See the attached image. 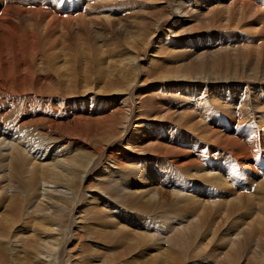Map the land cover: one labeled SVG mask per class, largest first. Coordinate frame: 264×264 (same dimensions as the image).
<instances>
[{
  "label": "bare ground",
  "instance_id": "6f19581e",
  "mask_svg": "<svg viewBox=\"0 0 264 264\" xmlns=\"http://www.w3.org/2000/svg\"><path fill=\"white\" fill-rule=\"evenodd\" d=\"M74 1L0 0L1 258L9 264H264V32L254 50L255 40L236 33L228 45L227 34L238 27L256 34L252 12L263 10L264 0L210 6L209 0H150L155 5L142 10L128 0H86L84 9ZM231 3L252 11L235 10L231 18ZM119 7L133 14L119 17ZM80 14L93 16L80 25L87 38L66 53ZM58 34L64 60L53 72L42 64ZM203 36L218 43L189 48L188 38ZM97 37L91 59L86 45ZM104 43L119 51L105 46L114 53H107L110 61L99 59ZM114 61L117 77L101 79ZM77 63H94L96 75L79 78ZM55 73L70 80L58 82ZM7 94L12 109L5 108ZM151 94L159 95L148 97L152 106L144 109ZM206 104L220 110L212 124L194 112ZM234 127L242 130L238 137ZM171 128L170 135L192 146L165 145L173 143L163 134ZM227 158L251 182L234 177ZM169 166L180 177L170 190L160 183ZM86 239L91 253L83 257L77 249Z\"/></svg>",
  "mask_w": 264,
  "mask_h": 264
},
{
  "label": "rangeland",
  "instance_id": "374dc122",
  "mask_svg": "<svg viewBox=\"0 0 264 264\" xmlns=\"http://www.w3.org/2000/svg\"><path fill=\"white\" fill-rule=\"evenodd\" d=\"M71 1H74V0H71ZM77 1V3H79V2H81L82 3V6H83V9H84V7L86 6L85 4L87 3V1L86 0H76ZM128 1H131L132 3H134V4H136V5H140L139 7V9L140 10H142L143 8L145 9L146 7H148V6H152V5H155L154 4V2H152V1H150V0H137V1H141V2H139V3H142V4H139L136 0H128ZM143 1V2H142ZM221 1V2H220ZM216 0V1H214V0H209V6L210 5H214L215 4V2H217L218 4H221V3H228V2H230V0ZM75 2V1H74ZM136 2V3H135ZM143 3H145L144 5H143ZM85 5V6H84ZM136 5H135V7H136ZM146 5V6H145ZM248 5V4H247ZM164 6V4H162V7ZM100 7V6H99ZM234 7V4H232L231 3V5H230V10H229V14L231 15V18H233L234 16H235V13H236V11H240V13H241V11L242 10H245L246 8L250 11L251 9L250 8H248L246 5H239L238 7H237V9H235V8H233ZM120 8V7H119ZM118 8V15H119V17H120V15H122L123 17H126L127 15H130V14H133L132 12L130 13V12H128V11H125L124 9H125V7L123 8H120L119 9ZM153 8H155V6H153ZM240 8V9H239ZM244 8V9H243ZM137 9V8H136ZM155 9H157V8H155ZM221 9V7L219 8V10ZM246 9V10H247ZM122 10V11H121ZM138 10V9H137ZM236 10V11H235ZM245 10V11H246ZM254 10H256V11H254ZM259 10H261V8H258V10L256 9V8H254L253 9V12H252V17H251V21L253 22V23H255V24H258V26H257V33L256 34H250V32H247V31H245L243 28H241V27H238L239 28V30L237 29H235L234 28V26L235 27H237L236 25L237 24H235V23H237V21H238V19L239 18H235L234 19V21H232L231 22V24L232 25H234L233 26V28L235 29V30H233V32H230V34L227 32V34L228 35H231L232 34V40H230L229 42H228V45L229 44H233L235 41H233V39H235L234 37L236 36V33H237V35H239L241 38L243 37V38H245L246 40H251V42L253 41V40H255L254 41V43L251 45V48L250 49H252L253 48V50H254V47L253 46H255L256 44H258V43H260V42H258L257 41V43L255 44V42H256V38L258 37V36H260L261 34H262V32H264V21H262L263 20V18H264V7H263V10H261V12L259 11ZM97 11H98V9H97ZM252 11V10H251ZM258 11H259V13L260 14H257L258 13ZM126 12V13H125ZM84 13V12H83ZM108 13H116V12H114L112 9L108 12ZM232 13H234L233 15H232ZM81 15V17H82V19L80 18V19H77V20H75L74 21V23L72 24L73 26H74V28H75V34L74 33H70V38H68L67 40H68V44L70 45L69 46V48L71 49L70 51H68L67 49H66V47L63 45V37L62 36H60L59 34L58 35H54V37L52 38V41L54 42V43H51V45L48 47V50H49V52L47 53V54H45V57H43V59L45 60H43L44 62H43V64H42V66L44 67V68H46V70H50V71H53V72H56L57 71V66L59 65V64H55V62H57V61H60V60H62L61 62L63 63V60H64V54H63V51L64 52H66V53H70V52H72L73 51V49L74 48H77V44H80V42H79V40H81L82 42H84V40L87 38V34L84 32V30L82 29V26H80L81 24H83V26H86L87 24L88 25H90V21H92V15L90 16V15H88V17H86V18H84V16L82 15V14H80ZM259 15V16H258ZM159 16V17H158ZM163 16H166V13L164 14V15H159V14H157L156 16H154V17H152V24L154 25V23H155V21L158 19V18H160V17H163ZM257 16V17H256ZM261 16V17H260ZM118 17V16H117ZM92 18V19H91ZM256 18H258V19H256ZM154 19V20H153ZM156 19V20H155ZM261 20V21H260ZM78 22H80L79 24H78ZM260 22L262 23V25L260 24ZM261 26V27H260ZM263 27V28H262ZM240 31V32H239ZM262 31V32H261ZM53 33H55V31L53 32ZM77 33L80 35L79 36V38H78V36H77ZM208 33H211V32H208ZM233 33H234V35H233ZM171 37V36H170ZM169 37V38H170ZM264 37V36H263ZM121 38H123V37H121ZM118 39L117 41H116V43L118 42V43H120L121 45H122V43L124 42V38L123 39ZM168 38V39H169ZM207 38V36L205 37V36H203V37H198V41L197 40H191L190 38H188L189 39V41H190V43L193 45H188L189 46V48L190 49H194V50H202V49H204V47H205V49L204 50H206L207 49V46L209 47L211 44H216V42L218 41L217 39L215 40V41H210L208 38ZM165 39H166V37H165ZM197 39V38H196ZM205 39H206V41H205ZM42 40H45V41H47L48 40V36L47 37H44ZM212 40V39H211ZM61 41V42H60ZM100 41V39L97 37V39H96V41L94 40V39H92V41L88 44V45H86L90 50H93V51H91L92 53V55L93 56H91V59H92V57H94V54H95V50L93 49V48H90V47H92L93 45H95V44H97L98 42ZM195 42H197V44L195 45V44H193V43H195ZM206 42H209V44L207 43L206 44ZM115 43V44H116ZM117 43V44H118ZM201 45H200V44ZM218 43V42H217ZM54 44V45H53ZM60 44V45H59ZM104 44H106V45H104ZM103 45H102V50H103V48H104V51H102V50H100L99 49V51L100 52H103V55L101 54V53H99V54H97V55H95V57H97L98 55H102V58H100L99 57V59H106L107 61L109 60V59H111V57H112V55L115 53H117V52H119V51H116L115 50V52H114V49H113V45L111 44V43H104ZM110 44V45H109ZM116 44V45H117ZM120 44H118L120 47H121V45ZM255 44V45H254ZM61 45H63V48H65V49H63V51H62V48H61ZM109 45V46H108ZM115 45V46H116ZM187 45V44H186ZM205 45V46H204ZM108 48V49H110V47H111V49H113V52L114 53H112V51H111V53L108 51V49L106 48V47ZM119 46H116V47H114L115 49H118V48H120ZM198 46V47H197ZM118 47V48H117ZM201 47V48H200ZM232 47H233V45H232ZM55 48V49H54ZM110 49V50H111ZM68 52H67V51ZM105 50H107V52L105 51ZM119 50V49H118ZM53 51H56L55 52V54L53 55H50V53L51 52H53ZM95 51V52H94ZM106 52V53H105ZM107 53H110L111 54V57H110V54L108 55ZM71 54V53H70ZM106 54V55H105ZM100 55V56H101ZM61 56V57H60ZM105 56V57H104ZM107 56H109V57H107ZM87 57V56H86ZM86 57H85V59H86ZM104 57V58H103ZM178 57V56H177ZM91 60L90 59V57H87V60ZM88 60V61H89ZM110 61V60H109ZM46 63V64H45ZM62 63H61V65H62ZM113 63V64H112ZM111 64H110V66L108 65V69H107V71L105 70L104 71V77L105 76H107V77H109L108 79H107V77H105V78H101V79H103V80H106V81H111L112 79H115L116 77H117V75H118V73H119V66H118V63L117 62H112ZM116 63V64H115ZM45 64V65H44ZM82 64H84V63H82ZM116 66H115V65ZM81 65V63L80 64H76V69L78 70V69H80V70H82L83 71V69H85L83 72H82V74H81V72L78 70L77 71V73H78V77L79 76H82L81 77V79L82 78H84L85 77V75L87 74V72H88V76H91L92 74L93 75H96V72H97V69H96V67L94 66V63H92L91 65H89V66H82ZM94 66V67H93ZM112 66H114L113 68H111ZM85 67V68H84ZM86 67H88V68H86ZM92 67H93V70L95 71H93L92 70ZM116 68H117V70H116ZM87 69V70H86ZM109 69H111V70H109ZM111 71L112 72V74H111V72H109V71ZM115 70V71H114ZM91 72V73H90ZM107 72V73H106ZM84 73V74H83ZM108 73H110V74H108ZM117 75H116V74ZM56 74V73H55ZM79 74H81V75H79ZM84 76V77H83ZM87 76V75H86ZM112 76V77H111ZM115 78H114V77ZM56 80L59 82V80H61V81H63V80H65V78L63 77V76H57V74H56ZM63 78V79H62ZM69 78V79H68ZM80 78V77H79ZM110 78H112V79H110ZM67 79V82H68V80H70V77H67L66 78ZM110 79V80H109ZM62 88H67V87H62ZM157 92H161V90L159 89ZM157 95H159V94H157ZM157 95H149V96H147V97H145L144 99H143V108L144 109H146V108H150L149 106H152V99H149V100H147V98L148 97H150V98H154L155 96H157ZM10 95H5V108L6 109H12L14 106H16L14 103H13V99L14 98H12L11 96L9 97ZM37 97H38V95H36ZM38 98H40V97H38ZM225 98V97H224ZM193 100H194V97L192 98ZM7 101V102H6ZM38 101V100H37ZM37 101H34V104L36 105V103H37ZM9 103V104H8ZM217 105H210V104H206V105H203V109L202 108H200V109H194V112H195V114H197V116H198V118H201V120H202V117L203 116H205V115H207V116H210V122H203V120H202V122L203 123H205V124H208V123H211L212 124V122H213V119H212V116H213V118H214V114L215 115H217L218 116V114H220V110H219V108H218V106L216 107ZM233 106V105H232ZM8 107V108H7ZM48 106H46L45 105V108H47ZM234 107H235V109L236 108H239L240 106H236V105H234ZM241 110V109H240ZM206 111V112H205ZM217 111H218V113H217ZM198 112H199V114H198ZM214 112V113H213ZM205 113V114H204ZM148 114V113H147ZM248 116H249V112H248V110H247V113H246ZM144 115V117H146V113L145 114H143ZM246 119H248V118H246ZM263 120V119H262ZM143 123V122H142ZM141 123V126H142V128H144L143 126H145V124L143 125ZM157 123H159V122H157ZM0 124H2V123H0ZM257 125V124H256ZM182 127V126H181ZM236 130H234L233 132H231L234 136H237V134H236V132H241L242 133V130H240V129H237L236 127H234ZM264 128V127H263ZM145 129V128H144ZM172 129L173 128H171L170 130L168 129H165L166 131H164V136L166 137V141H168V142H173L172 144H165V145H167V146H170V147H172V148H177V149H183V150H181V151H185V150H187V149H189V146H192V145H189V144H185L184 145V143H181V141H180V135H174L175 136V138H174V136L173 135H170L171 133H172ZM145 130H147V129H145ZM185 130L186 129H183V132L181 133V134H183V135H185ZM166 132V133H165ZM169 132V133H168ZM189 132V131H188ZM176 133H178V134H180L179 133V131H176ZM170 135V136H169ZM61 136H62V134H61ZM144 136V135H143ZM169 136V137H168ZM178 136V137H177ZM168 137V138H167ZM238 137V136H237ZM178 138V139H177ZM239 139H241V138H239ZM243 139H246L245 138V136H243V138H242V140ZM183 144V145H182ZM199 144V143H198ZM198 144H196L195 146H197ZM176 146L177 145V147H173V146ZM182 147V148H181ZM185 149V150H184ZM206 160L207 159H205L204 161L206 162ZM231 163V164H230ZM249 164H250V169H251V171L254 173V175H255V177L257 178V170H258V167H257V165H256V163H255V161L253 160V157L251 158V160L249 161ZM224 165H226V167H231L232 168V170H231V174H233V176H234V174H235V176L234 177H236L237 179L239 178V180H240V182H243V184H245L246 183V180H249L250 182H251V180H250V178H248L249 176L247 175L246 176V173H241L242 171H243V167L242 168H238V167H235V163H232V160L231 159H228L227 158V162L225 161L224 162ZM170 167V166H169ZM169 167H165L164 168V170H163V172L166 174H164V176H161L162 178H161V180H160V183L162 184V185H171V186H168V187H165V189L166 188H168L169 190L171 189L170 187H172V185L173 184H176V180H179V174L178 173H176V171L175 170H173V172H171V171H169V170H171V167L169 168ZM236 168V169H235ZM168 170V171H167ZM240 170H241V172H240ZM262 172L264 171V170H261ZM220 172L222 173V174H225L226 173V170H225V168H223V169H221L220 170ZM232 172H234V173H232ZM178 176H177V175ZM243 174V175H242ZM240 175V176H239ZM245 175V176H244ZM173 176H174V178H173ZM175 177H177L178 179H176ZM247 178V179H246ZM173 179V180H172ZM245 182V183H244ZM164 183V184H163ZM171 183V184H170ZM246 186H248V185H246ZM256 189V187L255 186H252L251 187V190L253 191L254 190V188ZM212 189H214V188H212ZM215 190V189H214ZM218 190V189H217ZM216 191V190H215ZM256 190H254V192H255ZM116 202V201H115ZM119 208H124V207H119ZM19 214V213H18ZM99 213H96V216L98 215ZM147 216H150L151 214H150V212H148V213H145ZM18 218H19V215L17 216ZM98 218H100V219H98ZM149 218V217H148ZM101 220V217H97L96 218V220L94 221V222H99ZM86 241V242H85ZM84 241V244L85 245H83V247H82V250L80 251L79 249H77L78 251H79V254L80 253H82L81 254V256H86V255H90V247L88 248V245L90 244V242L88 241V239H86ZM107 240H105L104 238L102 239V241H101V244H107L108 243V241L106 242ZM95 242V241H94ZM77 242H75L74 241V245L76 244ZM88 244V245H87ZM87 245V246H86ZM71 247H73V245L71 246ZM21 249V248H20ZM85 249H87V250H85ZM84 251V252H83ZM86 251V252H85ZM26 251L24 250V253H25ZM88 252V253H87ZM197 253V252H196ZM83 256V257H84ZM199 258V256L197 257V259ZM0 260H2V262H4L5 264H9V261H7V260H9L8 259V257L6 258V257H4V258H1V256H0ZM116 261V263H120V262H122V263H124V264H126L127 263V259H125V260H122V261H120V260H115ZM81 261H77V263H75V264H83L82 262L80 263Z\"/></svg>",
  "mask_w": 264,
  "mask_h": 264
}]
</instances>
